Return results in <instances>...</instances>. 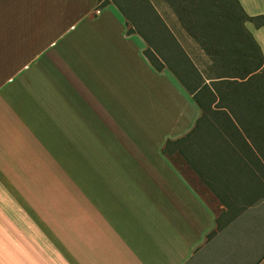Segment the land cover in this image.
Here are the masks:
<instances>
[{
    "label": "crops",
    "instance_id": "1",
    "mask_svg": "<svg viewBox=\"0 0 264 264\" xmlns=\"http://www.w3.org/2000/svg\"><path fill=\"white\" fill-rule=\"evenodd\" d=\"M174 2L0 0V264H264L262 71Z\"/></svg>",
    "mask_w": 264,
    "mask_h": 264
},
{
    "label": "trees",
    "instance_id": "2",
    "mask_svg": "<svg viewBox=\"0 0 264 264\" xmlns=\"http://www.w3.org/2000/svg\"><path fill=\"white\" fill-rule=\"evenodd\" d=\"M227 1L233 7V10L230 11L231 15L228 14L225 16L231 18L227 22H225V24H223V18L219 17V15H221L219 14L217 15V17L214 16V19H216V23L209 22L211 31L215 27V29L220 30V27L222 26L225 33L227 31L226 37L230 38V43H227L225 45V49L222 50L223 54L221 51L219 57L215 60L217 62V66L227 70V72L234 69H241L242 71H239V75H241L242 77L251 71L261 69L262 72L258 74V84L264 86L263 57L261 56L259 47L255 43L250 32L245 27V23L247 22H253L257 27L264 25V15L249 16L240 6L238 0ZM215 5V7L225 6L226 2L225 0H219L218 3H215ZM217 18L220 21H217ZM151 61L154 63L152 59ZM236 62L238 63L237 67L235 66ZM159 68L160 67L157 66V69ZM228 76L230 75H226V77ZM258 99L263 100L264 95L263 97H259Z\"/></svg>",
    "mask_w": 264,
    "mask_h": 264
},
{
    "label": "rangeland",
    "instance_id": "3",
    "mask_svg": "<svg viewBox=\"0 0 264 264\" xmlns=\"http://www.w3.org/2000/svg\"><path fill=\"white\" fill-rule=\"evenodd\" d=\"M164 1H166L167 4H170V3L174 4L175 3L174 2L175 0H164ZM176 1H178L179 4H181V5H183V4L185 5L186 3L188 5L192 4V3L195 4V6L194 5L191 6L193 9H195L194 13H198L199 15L204 14L205 16L207 14L209 17L208 20L210 23H216V19H214V16L217 17V15L221 14V15H219V17L223 18V24H225V22H227L231 18V17L225 16V15H228V14L231 15L230 11L233 10V7L230 5V3H228L227 0H225V2H226L225 6H219V7H215L216 6L215 3L216 2L218 3L219 0H176ZM212 6H214V7H212ZM217 21H220V20H218V18H217ZM193 22H195L194 19H193ZM226 34H227V31H226ZM235 66L236 67L238 66L237 62L235 63ZM183 79H186V81L188 82L187 77L186 78L183 77Z\"/></svg>",
    "mask_w": 264,
    "mask_h": 264
}]
</instances>
